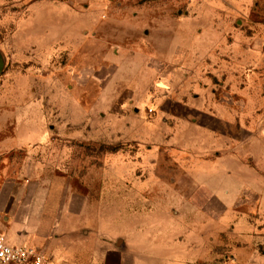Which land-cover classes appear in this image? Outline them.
Instances as JSON below:
<instances>
[{"label":"crops","instance_id":"0c3cea01","mask_svg":"<svg viewBox=\"0 0 264 264\" xmlns=\"http://www.w3.org/2000/svg\"><path fill=\"white\" fill-rule=\"evenodd\" d=\"M61 3L65 4L64 1ZM206 3L205 16L192 14L196 10L195 0H186L178 10L180 19H205L206 22L200 29L196 22H181L178 19L176 24L180 34L176 36L175 31V37L166 41V46L157 56L162 74L181 75L183 71L191 72V67L204 62L201 66L206 64L212 75L221 77L220 85L224 92H236L239 98L213 100L207 105H187L181 98L174 97L165 100L168 107L161 108L164 114L161 119L175 122L172 136L174 141H178L175 143L178 147L173 151L185 153L184 149H192L193 163L208 161L230 166L237 163V156L228 154V157H224L225 152L218 147L214 149L213 159H207L209 157L200 147L201 153L196 155L195 140L190 139L186 145L191 146H186L181 143V136L188 135L187 129H190L197 130L201 135L208 133L212 138L223 137L224 133L220 134L219 129L196 125L199 115L224 125L238 123L243 132H246L250 119L260 117L257 110L249 111L248 108L261 106L262 101L241 96L247 92V79L250 77L245 75L247 69L250 68L251 74H255L263 63L264 0H206ZM27 5L33 11L38 1L27 0ZM182 12L184 17L181 16ZM243 26L257 28L260 33L247 35ZM205 33L210 39L209 50H194L192 47L190 52L189 44L193 45L197 40L198 48L199 37ZM50 79L47 73V82L43 85L45 94L40 86L42 95H39L36 85L33 93H27L26 97L18 100L22 109L17 114L0 113V237L13 246L38 249L49 264L208 262L207 255L200 252L206 238L199 233L203 227V221L199 220L219 218L227 206L213 194L199 192V187L204 183L193 179V172H189L187 167L186 170H178V160L175 158V171L171 178H167L166 171L171 166L166 162H146L145 159L140 162L124 161L120 160L118 152L111 154L109 162L90 163L85 148L76 149L67 145L68 142L66 145L64 143L73 138H94L99 142L107 139L110 144L126 143L129 147H136V151L143 155L156 149L159 155H164L168 151L167 128L156 130L152 135L145 128H151L145 119L146 112L143 110L139 114L141 109H134L133 114L128 113L122 98L117 97L111 102L115 103V110L111 113L108 112L110 106L104 110L103 107L93 110L80 108L78 117L71 120L66 118L65 124L55 130L53 116L58 102L55 99V84ZM228 93L226 95L229 96ZM11 103L15 104L13 100ZM176 105L189 107L190 111L185 115L180 114ZM207 106H210L209 109ZM230 107L240 109L237 113H231ZM141 125L143 131L139 127ZM73 126L77 130H70ZM204 127L207 131L198 130ZM201 144L203 141L198 140L197 146ZM76 153L80 154L78 160L70 157ZM88 171L94 174H87ZM189 187L190 191L187 190ZM197 195L203 197V202L217 204L218 210H208L199 205L202 201L196 198ZM183 203L195 204L191 212L199 218V229H194L193 235L182 231L178 206L182 211ZM151 213L154 217L161 218L163 215L164 219L174 220L173 230L163 236L147 233L143 228L145 223L140 218ZM118 218L126 219V228L118 229L115 224Z\"/></svg>","mask_w":264,"mask_h":264},{"label":"rangeland","instance_id":"374dc122","mask_svg":"<svg viewBox=\"0 0 264 264\" xmlns=\"http://www.w3.org/2000/svg\"><path fill=\"white\" fill-rule=\"evenodd\" d=\"M37 1L36 9L30 11L27 0H0V58L3 60L0 72V113L17 114L22 109L18 100L26 97L27 93H33L36 85L39 95H42L40 86L46 84L47 73L51 77L50 81L55 84L54 93L58 102L53 116L55 130L65 124L66 118L71 120L78 117L80 108L93 110L103 107L104 110L110 106L108 112L111 113L115 110V103L111 102L117 97L122 98L124 108L130 114L134 113V109H141V114L143 110L146 112L151 108L152 114L145 113L151 128H145L152 135L156 130L167 128L168 151L164 155H159L157 149L143 155L136 151V147H129L126 143L110 144L107 139L101 143L94 138H73L64 143L66 145L68 142L67 145L76 149L85 148L90 163L109 162L111 154L116 152L120 160L124 161L140 162L145 159L146 162H166L171 166L166 171L167 178H171L175 171L176 158L179 167L176 170L183 171L187 167L189 172H193V179L204 183L199 187V192L213 194L227 206L219 218L199 220L203 221L200 229L197 226L199 218L191 212L195 204L183 203L182 211L181 206H178L182 231L191 235L194 229H199V233L206 238L200 252L207 255L209 261L198 264H264V55L263 63L255 74H251L250 68L245 74L250 77L247 79V92L241 97L262 101L261 106L248 108L249 111L257 110L260 117L248 121L246 132L241 130L238 123L224 125L199 115L196 125H204L211 130L219 129L220 134L224 133L223 137L212 138L208 133L201 135L197 130L190 129H187L188 135L181 136L184 145L190 143V139L195 140L196 155L201 153L198 149L200 147L209 157L207 159L212 160L214 149L220 147L225 152L224 157L237 156V165L208 161L196 164L192 162L194 151L191 147L188 148L190 150L184 149L185 153L173 151L178 147L175 144L178 141H174L172 136L175 122L171 119L164 122L161 119L164 115L161 108L168 107L165 100L177 97L187 105H207L213 100L239 98V95L236 92H224L220 85L221 77L212 75L206 64L201 66L204 62L200 60V66L191 67L192 70L189 68L191 72L183 71L177 76L162 74L157 56L176 33V36L180 34L176 24L180 19L178 10L186 0ZM16 2L19 3L16 5ZM195 4L196 10L192 14L205 16L206 0H195ZM180 21L196 22L200 29L206 22L205 19L197 21L192 18ZM242 29L247 35L260 33L254 27L243 26ZM199 40L198 48L197 40L193 45L189 44L190 52L192 47L194 50H209L208 35L205 33ZM43 88L42 93L45 94ZM11 100L15 104L12 105ZM170 105L173 106L172 103ZM175 107L180 114L185 115L190 111L186 106ZM228 109L231 113H237L240 108ZM75 126L70 130H77ZM139 127L143 131L142 125ZM205 127L198 130L207 131ZM198 140L203 141V144L197 146ZM58 145L62 146L60 143ZM70 157L78 160L80 154ZM90 173L94 174L87 172ZM196 198L202 201L203 197L197 195ZM199 205L208 210H218L215 203L202 201ZM140 221H144L143 228L152 236L168 234L174 227V220L164 219L163 215L161 218L154 217L152 213L146 214ZM115 224L118 229L128 225L126 219L122 218H118Z\"/></svg>","mask_w":264,"mask_h":264},{"label":"built area","instance_id":"2783aa9c","mask_svg":"<svg viewBox=\"0 0 264 264\" xmlns=\"http://www.w3.org/2000/svg\"><path fill=\"white\" fill-rule=\"evenodd\" d=\"M147 114L153 113L151 108ZM0 264H49L48 259L32 246H13L0 237Z\"/></svg>","mask_w":264,"mask_h":264},{"label":"water","instance_id":"95a60500","mask_svg":"<svg viewBox=\"0 0 264 264\" xmlns=\"http://www.w3.org/2000/svg\"><path fill=\"white\" fill-rule=\"evenodd\" d=\"M2 67H3V60L0 58V72L2 70Z\"/></svg>","mask_w":264,"mask_h":264}]
</instances>
